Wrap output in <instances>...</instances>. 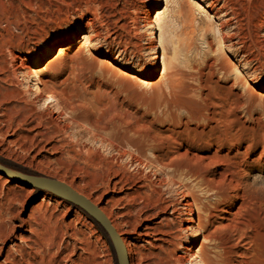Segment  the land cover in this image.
<instances>
[{"label":"rangeland","instance_id":"rangeland-1","mask_svg":"<svg viewBox=\"0 0 264 264\" xmlns=\"http://www.w3.org/2000/svg\"><path fill=\"white\" fill-rule=\"evenodd\" d=\"M172 1L178 0H0V41L8 34L18 37L10 49L15 55H25L30 68L41 65L38 57L49 52L57 40L68 38L73 43L59 55L53 51L45 58V64L56 60L54 69L40 75L57 100L48 106L36 103V110L43 115V125L37 130L46 129L44 120L49 115L58 130L49 128L51 138L45 150L34 145L28 152L17 140L31 133L16 129L0 135V167L24 175L74 179L82 191L95 188L105 199L128 192L123 189L119 193L111 185L104 188L101 184L103 170L118 168L128 174L141 173L148 182L160 180L156 186L159 193L178 201L181 194L176 183H194L192 169L203 170L209 164L203 172L210 174L221 166L232 168L239 161H250L251 169L242 178L243 189L264 211V6L256 9L253 22L239 29L244 48L254 59L248 64L244 52L235 50L236 45L219 50L221 32L230 31L219 30L218 18L203 0L204 9L191 6L196 30L190 38V51H174L176 41H171V36L178 34L179 18ZM157 10L165 12L158 19L160 23L156 21ZM90 18L95 20L99 36L82 47L78 41L88 35ZM199 25L215 28V32L199 30ZM154 26L158 29L153 30ZM166 27L175 34L163 31ZM115 31L119 37H114ZM153 34L156 39L150 43ZM86 48L94 55H87ZM222 52L230 58L225 71L220 65ZM100 57L140 75L145 82L130 85L100 72L96 67ZM155 67L160 71L154 74ZM240 77L252 81L255 92L244 91ZM13 116L18 118L19 113ZM33 142L40 144L38 137ZM137 150L148 158V165H135ZM162 165L170 169L162 170ZM0 176L3 191L14 189L21 199L10 202L0 193L5 223H9V236L4 239L0 234V264H5L4 251L13 250L14 242H19L16 234H25L20 220L31 212L37 217L54 212L64 223L74 221L91 243V259L98 264H117L108 236L84 211L46 191H28L24 182L8 178L2 170ZM12 211H17L16 217ZM226 214L221 212L206 221L200 213L199 226L195 222L187 231H176L179 239L174 254L191 248L198 259L201 236L213 233L220 216ZM11 226L14 231L10 235ZM180 227L177 224L175 230ZM149 243H138L141 252L148 253V263L163 264L169 255L167 246L159 249ZM206 244L213 251V244ZM247 264H264V238Z\"/></svg>","mask_w":264,"mask_h":264},{"label":"bare ground","instance_id":"bare-ground-1","mask_svg":"<svg viewBox=\"0 0 264 264\" xmlns=\"http://www.w3.org/2000/svg\"><path fill=\"white\" fill-rule=\"evenodd\" d=\"M164 1L169 3L170 0ZM203 1L207 3V9L212 12L213 16L218 18L219 30L229 28L230 31L221 32V36L217 39L219 50L221 51L223 47L232 48L236 45L235 50L244 52L242 56L247 58L246 62L252 63L254 59L245 50L244 41L239 36V29L242 25L253 22L256 17L255 11L264 6V0ZM191 6L196 10L204 9L201 0H178L172 7L178 12V34H175L172 28L166 27L163 30L169 35H176V38L171 36L173 38L171 41H176L173 42L176 52L182 50L188 52L192 47L190 38L196 27ZM185 8L189 14L186 13ZM157 11L156 21L160 23L161 21L158 19L165 12ZM148 24H152V21H149ZM87 26L88 35H83L78 41V43L82 42V47L92 37L99 36L93 18L88 19ZM156 29H158L157 26H154L153 30ZM197 29L215 32V28L208 25H199ZM113 35L119 37L116 31L113 32ZM152 39H156L154 34L151 36L150 43ZM17 40L18 37L8 34L0 41V135L3 136L10 130L21 129L32 134L28 137L22 136L17 140L21 142L23 151L28 152L34 145L45 150L47 141L51 138L49 128L58 130V125L49 115L44 120L46 129L40 132L37 130L43 125V115L36 110V103L42 101L43 105L48 106L57 100L55 92L51 91L52 88L48 82L40 79L43 71L54 69L56 60L51 59L46 64L43 61L50 57L53 51H58L59 55L65 48L73 46V43L68 38L57 40L51 45L49 52L38 57L41 65L30 68L29 60L25 55H15L10 49L14 45L13 42ZM85 53L94 55V51L89 48L85 49ZM156 57L158 55H154V58ZM221 58L223 62H220V65L225 71L227 70L226 62L230 63V58L224 52L221 53ZM162 64L163 70L166 69L165 63L162 62ZM96 67L100 72L120 81L128 82L130 85L145 82L140 75L129 72L107 57L98 58ZM157 71L158 69L155 67L154 74ZM151 78L152 76L148 79ZM30 80L33 81L31 85H29ZM240 82L244 91L250 94L255 92L252 81L240 77ZM64 111L67 116V109L65 108ZM60 112L63 113L61 108ZM15 113H19L18 118L13 116ZM37 137L40 144L33 142ZM244 150L246 153L248 147ZM137 152L134 159L135 165L146 166L148 158L143 156L141 150H137ZM208 165H204L203 170ZM150 167L156 168L154 165ZM168 167V165L160 166L162 170H166ZM249 169H251L250 161H239L232 168L221 166L220 170H215L210 174H205L203 170L192 169L190 177L194 183L186 181H177L176 183L180 187L179 193L181 194L178 201L168 200L159 193L156 186L160 180H149L148 182L147 176L141 173L128 174L118 168L108 167L100 175L101 179H104L101 181L104 188L111 185L113 190L119 193L123 189L128 191L122 196L110 199H105L104 193L99 194L95 188L87 192L82 191L74 179L65 180L63 177L55 175H48L47 178L66 184L104 214L125 248L128 264H150L148 263V253L141 252L138 245L139 242L151 244L149 241L153 242V245L150 246L154 248L162 249L163 245L167 246L169 255L163 264H247L256 255L258 245L264 238V211L255 206L253 198L243 189L242 178L246 170ZM8 176L10 179L13 178L12 175ZM14 179L21 181L19 178ZM2 183L3 181H0V193H3L5 200L21 201L14 189L7 187L4 192ZM24 183L26 184V182ZM26 185L29 187L27 190L31 191L30 188L33 187ZM113 207H116L117 210H113ZM226 207L230 208L227 210ZM2 209L3 203L0 202V234H2V238L6 239L9 236L7 234L9 223H5ZM79 210L83 212L82 209L79 208ZM221 212L227 214L220 216L217 226L214 227L215 231L210 235L201 236L198 259L196 255H193L191 248H185L181 254H174V248L177 247L179 239L176 231H187L195 222L199 226L202 222L200 213L208 221L209 217L218 216ZM10 214L16 217L17 211H12ZM85 214L84 217H86ZM158 217H161V220L156 221ZM180 223H184L186 226L182 227ZM177 224L181 226L180 230H175ZM20 225L26 227L25 234L21 232L16 234L15 238L19 242H14L13 250L8 248L4 251L5 264H98L91 259L94 253L89 239L80 228L76 227L74 221L64 223L60 216L54 212L44 213L41 217H37L31 212L26 219L20 220ZM13 231L14 227L11 226L10 235ZM207 242L213 244V251L207 247ZM2 249L3 247H0V254Z\"/></svg>","mask_w":264,"mask_h":264},{"label":"water","instance_id":"water-1","mask_svg":"<svg viewBox=\"0 0 264 264\" xmlns=\"http://www.w3.org/2000/svg\"><path fill=\"white\" fill-rule=\"evenodd\" d=\"M0 170H2L6 175H12L14 178H19L21 181L26 182V184L37 190L46 191L56 195L82 209L103 229L108 236L114 250L117 264H128L125 248L115 229L110 225L104 214H102L86 198L76 193L66 184L51 178L24 175L3 166L0 167Z\"/></svg>","mask_w":264,"mask_h":264},{"label":"trees","instance_id":"trees-1","mask_svg":"<svg viewBox=\"0 0 264 264\" xmlns=\"http://www.w3.org/2000/svg\"><path fill=\"white\" fill-rule=\"evenodd\" d=\"M91 221H92V223L99 229V230H101L102 231V229H101V227L95 222V221H93L91 218H89Z\"/></svg>","mask_w":264,"mask_h":264}]
</instances>
